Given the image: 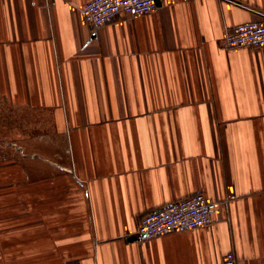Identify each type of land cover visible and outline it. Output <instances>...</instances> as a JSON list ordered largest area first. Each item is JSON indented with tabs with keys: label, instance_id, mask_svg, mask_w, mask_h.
<instances>
[{
	"label": "crops",
	"instance_id": "1",
	"mask_svg": "<svg viewBox=\"0 0 264 264\" xmlns=\"http://www.w3.org/2000/svg\"><path fill=\"white\" fill-rule=\"evenodd\" d=\"M87 1L0 0V143H20L0 152V264H264V47L224 40L264 0H156L102 25ZM199 191L211 223L137 233Z\"/></svg>",
	"mask_w": 264,
	"mask_h": 264
},
{
	"label": "built area",
	"instance_id": "2",
	"mask_svg": "<svg viewBox=\"0 0 264 264\" xmlns=\"http://www.w3.org/2000/svg\"><path fill=\"white\" fill-rule=\"evenodd\" d=\"M156 6V0H88L82 6L87 22L102 25L120 13L145 15ZM262 19L237 23L227 27L224 40L229 48L264 47V13ZM219 202L199 191L170 201L149 211L140 220L137 233L155 238L167 233L205 226L213 221ZM220 264H237L235 252L230 250Z\"/></svg>",
	"mask_w": 264,
	"mask_h": 264
},
{
	"label": "rangeland",
	"instance_id": "3",
	"mask_svg": "<svg viewBox=\"0 0 264 264\" xmlns=\"http://www.w3.org/2000/svg\"><path fill=\"white\" fill-rule=\"evenodd\" d=\"M0 116L8 117L11 120L13 118V120H14L15 113L14 112L12 113V110L10 111L9 108H6L4 105H2L0 103ZM43 116L45 117L44 119H48L47 121H51V118L49 117L50 116L49 113H45ZM3 129H5V128H3ZM44 131H47V134L53 135V128H47V129L46 128L45 129L37 128V129H34V131H32V134H37L38 132L41 133V132H44ZM28 143L30 144V145H27V149H29V151H37L38 150V148H37V140L36 139L30 140V141H28ZM19 144L20 143H17V145L15 146V145H10V144H4L2 142V143H0V152H1V154L8 153L9 155H13V156L19 157L18 154H17V153H19V150H17V146ZM0 165H3V164H0Z\"/></svg>",
	"mask_w": 264,
	"mask_h": 264
}]
</instances>
